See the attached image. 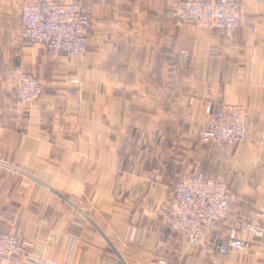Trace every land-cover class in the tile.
<instances>
[{
  "label": "crops",
  "instance_id": "0c3cea01",
  "mask_svg": "<svg viewBox=\"0 0 264 264\" xmlns=\"http://www.w3.org/2000/svg\"><path fill=\"white\" fill-rule=\"evenodd\" d=\"M59 1L93 18L81 57L49 59L22 37L23 0H0V231L22 243L0 264H264V236L227 256L216 243L235 220L264 229V7L245 0L256 33L229 42L168 15L176 0ZM17 68L48 92L20 103ZM225 103L246 108L247 138L201 153ZM204 171L231 204L208 253L171 225L172 187Z\"/></svg>",
  "mask_w": 264,
  "mask_h": 264
},
{
  "label": "built area",
  "instance_id": "2783aa9c",
  "mask_svg": "<svg viewBox=\"0 0 264 264\" xmlns=\"http://www.w3.org/2000/svg\"><path fill=\"white\" fill-rule=\"evenodd\" d=\"M264 7V0H253ZM245 0H176L168 15L179 23H193L204 29H218L225 39L233 42L237 31L256 28L244 10ZM22 37L44 48L51 60L61 57H81L88 52L93 33V18L80 3L59 0H23ZM78 83V81H73ZM49 85L37 75L16 69L14 93L20 103L31 104L44 96ZM208 122L201 133L204 144L234 145L246 140L249 122L244 106L223 104L218 110L208 109ZM171 225L186 243L195 249L210 251L208 239L218 223L231 209L228 185L219 177L198 172L181 177L172 193ZM264 236L259 226L235 220L218 252L227 256L246 251L251 241ZM22 243L17 234L0 231V261L15 259L21 254Z\"/></svg>",
  "mask_w": 264,
  "mask_h": 264
},
{
  "label": "rangeland",
  "instance_id": "374dc122",
  "mask_svg": "<svg viewBox=\"0 0 264 264\" xmlns=\"http://www.w3.org/2000/svg\"><path fill=\"white\" fill-rule=\"evenodd\" d=\"M71 2H77V1H71ZM78 3V2H77ZM81 5V4H80ZM24 104H26V103H24ZM32 104V103H31ZM218 146H220V147H223V146H225V145H220V144H204V143H200V150H201V153L202 152H206V149H209V148H213V147H218ZM204 173H205V171H204ZM207 174V173H206ZM212 177H219V178H221L222 179V177L220 176V175H212ZM176 184V183H175ZM175 186V185H174ZM174 186L172 187V191H171V193H173V189H174ZM226 219V218H225ZM224 220V219H223ZM222 220V221H223ZM243 222H245V221H243ZM246 223V222H245ZM218 226V225H217ZM232 227V226H231ZM230 227V228H231ZM216 229H217V227H216ZM215 229V230H216ZM214 230V231H215ZM230 230V229H229ZM229 230L227 231V233L229 232ZM227 235V234H226ZM217 236V235H216ZM226 238V236H224L223 238H218V239H216V243H222L223 241H224V239ZM252 242V241H251ZM251 245V244H250ZM230 255V254H229Z\"/></svg>",
  "mask_w": 264,
  "mask_h": 264
}]
</instances>
